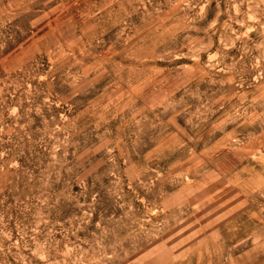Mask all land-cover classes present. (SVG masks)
<instances>
[{
	"label": "rangeland",
	"instance_id": "374dc122",
	"mask_svg": "<svg viewBox=\"0 0 264 264\" xmlns=\"http://www.w3.org/2000/svg\"><path fill=\"white\" fill-rule=\"evenodd\" d=\"M0 264H264V0H0Z\"/></svg>",
	"mask_w": 264,
	"mask_h": 264
}]
</instances>
